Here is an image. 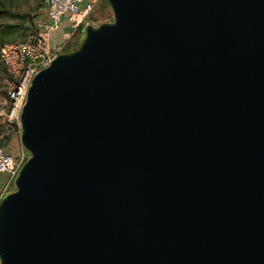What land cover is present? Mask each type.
I'll return each instance as SVG.
<instances>
[{
    "label": "water",
    "instance_id": "95a60500",
    "mask_svg": "<svg viewBox=\"0 0 264 264\" xmlns=\"http://www.w3.org/2000/svg\"><path fill=\"white\" fill-rule=\"evenodd\" d=\"M32 81L0 264H264V0H106Z\"/></svg>",
    "mask_w": 264,
    "mask_h": 264
},
{
    "label": "built area",
    "instance_id": "2783aa9c",
    "mask_svg": "<svg viewBox=\"0 0 264 264\" xmlns=\"http://www.w3.org/2000/svg\"><path fill=\"white\" fill-rule=\"evenodd\" d=\"M103 2L88 0L83 4V0H45L44 9L35 17L34 26L25 38L1 46L0 63L7 76L0 81V121L10 130L21 131V114L35 76L59 56L72 52L70 44L78 35L85 37L89 25L98 26L91 22V16ZM66 27L68 30L65 31ZM55 33H60L57 44L52 40ZM26 162L25 155L15 158L0 145V174L8 177L0 193V203L15 187Z\"/></svg>",
    "mask_w": 264,
    "mask_h": 264
},
{
    "label": "rangeland",
    "instance_id": "374dc122",
    "mask_svg": "<svg viewBox=\"0 0 264 264\" xmlns=\"http://www.w3.org/2000/svg\"><path fill=\"white\" fill-rule=\"evenodd\" d=\"M106 1V0H105ZM87 1L83 0V4H85ZM45 5V0H15V2L11 5V13L19 16V18H13V17H3L0 19V27L10 24H17L21 25L22 22L24 23H30L32 22L36 15L39 14L40 9L43 8ZM1 10V6H0ZM41 14V13H40ZM114 21L113 12L108 5L107 2H104L103 5H100L97 7V9L94 11V13L91 16V22H94L100 26L104 23H112ZM68 30V28H65V31ZM63 31V30H62ZM20 33L17 34V36L6 38L8 41H21L20 39ZM52 40L55 44L60 42V33H55L52 36ZM84 40V36L78 35L74 38L72 43L70 44V51H76L82 44ZM7 76L5 68L0 64V81L1 79L5 78ZM20 133L18 130L12 131L10 128H8L7 124L5 122L0 121V145L3 146L7 152L12 155L15 158L20 157L21 154L17 152V149L15 150L14 147L10 146V136H16L19 141V147L22 149V154L25 155V159L28 160L30 155L28 152L22 147L21 141H20ZM7 137H10V140H6ZM6 175V174H4ZM7 176V175H6ZM15 191V187L12 189L11 193Z\"/></svg>",
    "mask_w": 264,
    "mask_h": 264
},
{
    "label": "trees",
    "instance_id": "16d2710c",
    "mask_svg": "<svg viewBox=\"0 0 264 264\" xmlns=\"http://www.w3.org/2000/svg\"><path fill=\"white\" fill-rule=\"evenodd\" d=\"M13 2H15V0H0V6H1L0 19H2L3 17L19 18V16L15 15V14H12L11 11H10L11 10V5H12ZM104 2H106V1L104 0ZM103 3H101L100 5H103ZM43 9H44V6H43L42 9H40L39 12H41ZM33 23H34V20L32 22H30V23L22 22V24L20 26L17 25V24H15V25L14 24H10V25H5V26L0 27V48L4 44H9V43L16 42V41H9V40L7 41L6 38L17 36L18 33L21 34L20 35V39H24L25 36L27 35V33L30 30H32V27L34 26ZM10 137H7L6 140L7 141L10 140Z\"/></svg>",
    "mask_w": 264,
    "mask_h": 264
},
{
    "label": "crops",
    "instance_id": "0c3cea01",
    "mask_svg": "<svg viewBox=\"0 0 264 264\" xmlns=\"http://www.w3.org/2000/svg\"><path fill=\"white\" fill-rule=\"evenodd\" d=\"M84 1H88V0H84ZM10 146L14 147V149H17V152H19V154H22V149L20 148V150H18L19 147V141L17 139L16 136H11V140H10ZM8 180V177L4 174H0V193L3 190L4 186L6 185Z\"/></svg>",
    "mask_w": 264,
    "mask_h": 264
}]
</instances>
